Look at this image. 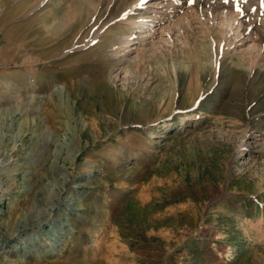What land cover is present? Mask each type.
Instances as JSON below:
<instances>
[{"label": "rangeland", "instance_id": "374dc122", "mask_svg": "<svg viewBox=\"0 0 264 264\" xmlns=\"http://www.w3.org/2000/svg\"><path fill=\"white\" fill-rule=\"evenodd\" d=\"M0 264H264V0H0Z\"/></svg>", "mask_w": 264, "mask_h": 264}, {"label": "bare ground", "instance_id": "6f19581e", "mask_svg": "<svg viewBox=\"0 0 264 264\" xmlns=\"http://www.w3.org/2000/svg\"><path fill=\"white\" fill-rule=\"evenodd\" d=\"M144 7H151L150 5H148V4H145V6ZM260 149H262V148H260Z\"/></svg>", "mask_w": 264, "mask_h": 264}, {"label": "snow or ice", "instance_id": "6c2138e0", "mask_svg": "<svg viewBox=\"0 0 264 264\" xmlns=\"http://www.w3.org/2000/svg\"><path fill=\"white\" fill-rule=\"evenodd\" d=\"M191 2H193V0H190V3H191ZM224 2H225V3H227V2H228V0H224Z\"/></svg>", "mask_w": 264, "mask_h": 264}]
</instances>
